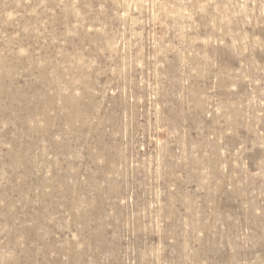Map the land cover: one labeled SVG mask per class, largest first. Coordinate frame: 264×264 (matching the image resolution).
I'll list each match as a JSON object with an SVG mask.
<instances>
[{"label":"rangeland","instance_id":"374dc122","mask_svg":"<svg viewBox=\"0 0 264 264\" xmlns=\"http://www.w3.org/2000/svg\"><path fill=\"white\" fill-rule=\"evenodd\" d=\"M0 264H264V0H0Z\"/></svg>","mask_w":264,"mask_h":264}]
</instances>
